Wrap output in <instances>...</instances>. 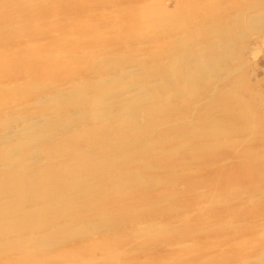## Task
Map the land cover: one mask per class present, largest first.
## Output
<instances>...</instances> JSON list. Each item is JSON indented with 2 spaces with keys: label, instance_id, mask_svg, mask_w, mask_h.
<instances>
[{
  "label": "rangeland",
  "instance_id": "rangeland-1",
  "mask_svg": "<svg viewBox=\"0 0 264 264\" xmlns=\"http://www.w3.org/2000/svg\"><path fill=\"white\" fill-rule=\"evenodd\" d=\"M35 36L40 37L31 42L24 39ZM50 38L59 40L53 41L55 46L48 52L58 63L70 67L72 56H77L72 66V79L80 80L77 88L97 84L95 80L100 79L94 72L123 67L128 75L109 84L132 82L145 87L148 80L161 76L158 81L167 82L168 87L162 86L173 93L171 102L195 97L198 102L177 120L149 125L143 139L137 138L139 143L134 140L133 146L117 148L93 162L64 193L38 196L34 189L22 188L0 195V264H235L232 258L239 254L247 259L240 264H264V0H0V45L14 41L6 45L13 48L6 53L22 58L3 61L0 54V113L31 115L59 109L66 114L57 123L63 121L72 129L77 125L67 118L74 108L50 102L32 105V109L25 106L26 99L50 94V88L57 92L69 89L65 83L72 79L51 83L48 74L36 69L40 56L30 47L46 48ZM151 100L155 97L147 94L143 106L154 104ZM184 120L194 125L178 129L173 124ZM187 138L198 142L182 144ZM169 140L179 147L178 152L172 147L168 154L162 150L160 157L148 151ZM213 140L222 143L203 147ZM39 155L34 161L46 165L45 155ZM2 156L0 165L10 160ZM0 171L6 169L0 167ZM134 171L137 177L169 173L147 187L118 194L130 185V179L137 178ZM102 181L110 189L96 187L94 182ZM13 182L0 181V192L2 184ZM253 192H260L262 198L244 201ZM226 197L229 201L224 203ZM41 198L54 201L36 209L26 202ZM116 204L118 208L111 213ZM150 217L176 220L154 224L161 227L150 225V232L145 231L147 227L138 229L143 232L134 231L136 236L123 231L117 234L118 242L107 244L110 249L106 245L101 250L99 241H91L99 229H120L122 223L125 228L128 221L135 219L129 223L132 226L136 219L140 223ZM42 235L48 236L44 239ZM178 235L199 242L177 253L159 245L179 242L180 237L174 238ZM42 238L48 243L39 244ZM142 245L167 250L159 259L145 253ZM111 249L116 257L108 259Z\"/></svg>",
  "mask_w": 264,
  "mask_h": 264
},
{
  "label": "bare ground",
  "instance_id": "bare-ground-1",
  "mask_svg": "<svg viewBox=\"0 0 264 264\" xmlns=\"http://www.w3.org/2000/svg\"><path fill=\"white\" fill-rule=\"evenodd\" d=\"M59 16H60V14H59ZM65 26H66V24H65ZM37 37H40V36L24 38V39H29L31 42L32 39L37 38ZM56 39L57 38H50L49 44H47L46 48H41V47L37 48L35 46L30 47L32 49H37V53L40 56V58L37 59L38 65H37L36 69L40 72H45V74H48L45 76L48 77V80H51L50 81L51 83H56V82H60L63 80L67 81L68 79H72L73 78L72 75H73V71H74L72 66L74 65V63H77V61H78L77 56H75V55L72 56V58H71L72 61H70V67H68L66 65H63L60 62L58 63L57 59H55L54 57L51 58L48 55V52H52L51 46H55L53 41ZM16 41H19V40H16ZM56 41L59 42L58 39ZM11 42H14V41H10L9 43H4L5 45H0V54H3V61L9 60L11 62H14L15 60L22 59L21 57H18V55H15L14 53H13L14 56H12L13 58H10L7 55L6 51H11L10 49H13L12 47L9 49L6 48V45H9ZM30 45H32V44L30 43ZM75 59L77 61H73ZM79 60H81V59H79ZM122 68L123 67L118 68V69L105 71V72H94L93 76H97V78H99L100 80H95L98 82V83L96 82L97 84H94L93 86L88 85V88H85V89H84V85L82 84L85 82H81V84L83 85L82 86L83 88L81 87L82 89H80V88H77V85H79L80 80L72 79V80H68L65 83V87L69 88L66 92H57L54 88H50V94H47V92H46L47 95L44 94V96H41V97L35 96L36 98H34L32 100H28V101L26 99V105L25 106L29 107L30 109H32L31 108L32 105H33V107L36 105H38V107H39L40 104L42 105V104L49 103V102L52 104H55V105H59V106L62 105L66 109L67 108L68 109L74 108L75 112L71 111V110L69 111L70 115L72 117L67 118V119L69 122H75L77 125L76 128H72V129L67 128L63 121H61L60 123H57V120H59L58 117H61L63 114H66L65 113L66 111L64 112V111H61L59 109L58 110H49L48 109V111H45V112L40 111V112L31 114V115H27V114L26 115H23V114L20 115L19 113H17V114H6V116H3V114L0 113L2 115V116L0 115V145L2 147V148H0V151H1L0 153H1V155H3L8 160L10 159L7 162L6 161L2 162V165H0V167L6 169V171H3V172L0 171L1 172L0 173V181L4 182V180H6V179H12L14 181L13 183H11L9 185L7 184L6 186L4 184L1 185L2 191L0 192V195L2 197L8 195L7 194L8 191L12 192V194H13V192H21L22 188H26L28 190L34 189V192L36 191L35 193H37L38 196L41 194L47 195L46 193H50V194L55 193L56 194L57 191L58 192L63 191V193H64V190H66L67 188L73 187L74 183L78 182L79 174H81L84 171H87L88 167L89 166L91 167V164L93 162L99 161V159L102 156H105L109 153H114V150L117 148H124L125 149V147L129 148L130 146H133L130 144L136 143V142H134V140L137 141V138H139V137L141 138V136H143L142 134H144L143 133L144 130L149 125H151L152 123H155L157 121L158 122H160V121L171 122V121H173V119L177 120V118H179L183 115V112L185 110H190V107L192 105H194V103L198 102L196 97L194 99H191V100H180V101L177 100V102L176 101L171 102V97L174 98L173 93H172V91H171V93L169 92L170 88L169 89L166 88L169 86L168 84H166L167 82H163V80L158 81V79L161 78V76L155 77V78L150 79L148 81L146 80L147 81L146 85H145L146 88L144 86H142V84H137L135 81L134 82L136 84H134L132 82L131 83L130 82L129 83L128 82L127 83H118V84H115L112 82L113 84H109L108 82L112 81L113 79H117V78L128 75L129 71L128 70L126 71V69H122ZM135 68H137V67L135 66ZM131 70H132V68H131ZM33 73H38V72H33ZM190 75H192V74H190ZM30 78H36V77L30 76ZM93 83H95V82H93ZM163 83L166 84V87H165L166 89L162 86ZM30 85H28L29 87L28 86L27 87L31 88ZM36 85H37V83H36ZM38 85H40V84H38ZM171 85H173V84H171ZM32 86H34V85H32ZM3 87H5V86H3ZM8 87H10V85ZM36 87H34V89H36ZM45 87H46V85H45ZM5 88L7 89V87H5ZM190 88H192V87H190ZM28 90H30V89H28ZM86 90H88V91H86ZM7 93H10V92H7ZM57 93L58 94L61 93V96L59 98L55 96ZM147 94L155 97V101H152V100L150 101V103H153V102H155V103L143 106L147 102ZM5 95H6V93H5ZM52 96H54V97L50 98ZM10 104H12V103H10ZM3 111H4V109H3ZM35 111H36V109H35ZM5 113H10V112H5ZM174 122H176V123H173V124H176L178 129H184V128H186V126L191 127L192 125H194V122L191 121L192 124H190V122H188L187 120L186 121L185 120L184 121H174ZM60 124H63V125H60ZM67 124H68V122H67ZM56 128H57V130H56ZM55 131H58V132H55ZM52 132H55V133L52 135ZM51 138H54V140H52ZM141 139H143V138H141ZM172 141L173 140L161 142L157 147H153L152 150H148V151L153 152V153H154V151H156L157 152L156 156L157 155L160 156V153L162 150H166L165 153L168 154V153H170V149H172V147L175 150L179 149V147L176 146ZM188 141L189 142H192V141L198 142V141H194L192 139L187 138L182 142V144H185ZM215 143L221 144L222 140L221 141L213 140L211 142V144L208 143V145H205L203 147L211 148V146ZM81 146H82V148H85V149L84 150L81 149L79 151L78 149ZM125 151L127 153L129 150L128 151L125 150ZM163 153H164V151H163ZM39 154L45 155L46 160H47L46 165L39 166V165H37L38 163L36 161H34V159H37L40 156ZM45 157H43L42 160ZM129 165H132V164H129ZM94 168L97 169L98 165L92 166V169H94ZM135 171H134V173L132 172L133 176L137 175V173L135 174ZM167 173H169V172L164 171V172H162V174L161 173L160 174L141 173L140 176H138V177L136 176L137 178H135L133 180L130 179L131 182L129 183L130 184L129 186H127L123 190L120 189L117 192H118V194L120 192H124L126 194L129 192L137 191L140 187H147V186L151 185V183H153L154 181H157L158 179L161 178V176H163V174L166 175ZM165 175L162 178L167 176V175L166 176ZM173 175L175 176V173H173ZM173 175H171V177ZM131 176H132V174H131ZM168 176H169V174H168ZM99 179L101 180L102 177ZM162 180L163 179H161L160 181H162ZM18 183H21V184H18ZM94 183H95L96 187H101V189L105 188L108 185L106 183V181H105V183L107 184L106 186L104 185V181H102L100 183H96V182H94ZM22 184L25 187H22L21 186ZM218 184H219V182H218ZM3 185L5 186L4 189H3ZM36 188L39 190H36ZM108 188L110 189V187H108ZM40 190L42 192H40ZM103 190H101V191H103ZM34 192H30V193H34ZM259 193L260 192L250 193L251 195H248V198H246V200H244V201H255L256 202L257 200L262 198L261 194H259ZM46 197H44V199ZM123 197H124V195H123ZM55 199H58V198H55ZM222 199L225 200L224 203L229 201V200H227L228 199L227 197L222 198ZM1 200H3V199H0V202H1ZM43 200L41 198V200L38 202H35V201H34V203L33 202L31 203L29 201H26V202H28V204L32 205V207H30V208L36 209L35 207H37V206L39 207V205L42 206L45 204H50L54 201L53 199H50L52 201H48V198L46 199V201H43ZM6 201H8V200L6 199ZM123 201H121V202H123ZM198 202H199V200H198ZM219 202H220V200H219ZM117 204L119 205L120 203H117ZM117 204H116V207H112L113 209L111 210V213H113L112 211L114 210V208L115 209L118 208ZM145 204L146 203H144V205ZM208 204H209V202H208ZM221 205H222V203H221ZM20 206L22 207L23 205H20ZM20 206H19V208H20ZM27 208H29V207H27ZM20 209H18V208L16 209V210H18L17 213L22 212ZM107 215H110V213ZM109 217H111V216H109ZM169 218L170 217H168V220L160 221L157 218H156L157 220H153V219L151 220V217H150L148 219V221L145 218L146 221L142 220V221H140V223H138L139 221H137V219H136L135 223L137 225L135 223H132V224H134L132 226H130L129 223L133 222L135 219H133V221L130 219L131 221H128V225L130 227H128V225H127L124 228L123 226H125V225L123 223H122L123 225L122 224L120 225V222H118L116 225H120L122 227H118L120 229H117L115 227L114 230H111L112 228L110 226H109L110 230H107V228H106L104 230L99 229L100 230L99 231V230H96L97 229L96 228L95 230L99 231L100 233L97 234V232H96V234L92 237V235L94 234L93 233L91 235V238H93L91 241H99V245H100L99 248H101V250H103L101 246H103V248H105L108 243L111 244V242L117 241V240H115L118 238L117 234H120L123 231H124V233L127 232V234L130 233V235H132L131 232H134L138 229L142 230V229H145L147 227V229L149 230V228H151V227H153V228H154V226L161 227V224L166 225L167 223H170L173 220H176V218H173V217L170 219ZM141 219H143V218H141ZM177 219H179V218H177ZM109 220H112V217ZM138 220H140V218ZM112 221H114V220H112ZM49 222H51V221H49ZM159 223H161V224L160 225H154V224H159ZM51 225L53 228L54 225L53 224H51ZM150 225H151V227H149ZM153 228H151L149 231H147V229H146L145 231L150 232ZM141 230H138V231H140V233H141V232H143ZM146 232H144L143 235ZM135 234L136 233L134 232L133 235H135ZM137 235H138V233H137ZM42 236L45 239L48 235L47 236L42 235ZM126 236H128V238H129V235H126ZM135 236H134V238H135ZM123 237H125V235ZM130 237L132 238V236H130ZM175 237L178 238V237H180V235L174 236V238ZM186 237H188V236L180 237L182 240L180 238H178V239H180V241L176 242V243H172V241H171L168 244L163 243V244H159V245H161V246L166 245V247H168L167 249H172V250H174L173 252L177 253L179 251L178 250L179 248H181V247L185 248L186 246H191V244H194L195 242H199L198 240L192 241V239H189ZM43 238L41 239L42 242H39V244H41L43 242L48 243L47 239L44 240ZM128 238L126 237L124 239H128ZM33 239H36V238H33ZM171 239L172 238H170V240ZM236 240H238V239H236ZM38 241H40V240H38ZM118 241H119V238H118ZM26 243H27V241H26ZM36 243L38 244V242H36ZM81 243L84 244V242H81ZM79 245L80 244L75 245V246H79ZM116 245H118V244H116ZM159 245H156V246H159ZM110 246L111 245H107L108 249L111 248ZM156 246H154V247H156ZM113 247H114V245H113ZM146 247H144L145 249H142L140 247L139 250H138V248H137V250L136 249H133V250L140 252L141 251L140 249H142L148 255H152V256L159 258V259L165 255L164 250L166 249V247H164L162 250L155 249L154 247L151 248V246L149 248H146ZM115 248L118 249L117 246H115ZM31 249L32 248H28L27 250H31ZM36 250H37V247H35L33 249V251H36ZM112 250L113 249H111V251ZM107 252H109V251H107ZM30 253L32 254V252H30ZM33 253H35V252H33ZM112 253H113V251L111 252V256H109L110 253H108L109 255L106 254V257L107 258L108 257H112V258L114 257L115 258L116 253H113V254ZM125 253H127V252H125ZM129 253H127V254L129 255ZM133 253H136V252H133ZM119 254H121V253L119 252ZM19 255H22V254H19ZM32 256H33V254H32ZM16 257H19V256L17 255ZM112 258H110V259H112ZM233 258H232V260L235 262V264H240V263H243L244 261H247L246 257L245 256L240 257V254H239V256L235 257V259H233ZM244 264H246V263H244Z\"/></svg>",
  "mask_w": 264,
  "mask_h": 264
}]
</instances>
